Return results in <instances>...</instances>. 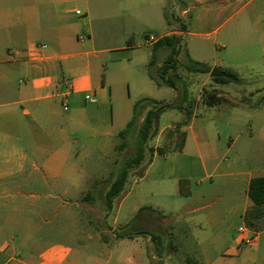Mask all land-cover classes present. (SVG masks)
<instances>
[{
	"label": "crops",
	"instance_id": "obj_1",
	"mask_svg": "<svg viewBox=\"0 0 264 264\" xmlns=\"http://www.w3.org/2000/svg\"><path fill=\"white\" fill-rule=\"evenodd\" d=\"M138 4L145 5L146 0H0V100L5 102L3 106L13 107L0 113V144L13 139L8 127L16 129L24 117L35 132H40L55 147L48 156L47 168L51 159L65 154L79 143L77 139L73 145L71 143L69 134L72 127L88 135L92 143L100 134L96 125L105 121L112 108V88L96 61L100 54L121 49L108 47L119 39L112 31L117 15L128 12L135 22L147 16V9H138ZM166 11L187 17L196 30H189L183 22V30H179L178 23L170 30L165 29L161 18H164ZM150 19L161 32L145 33L144 44L138 45L134 44V32L130 28L126 31L127 50L143 45L153 47L162 37L176 35L181 37L189 56L209 65L211 71L214 67L223 72L230 69L226 68L225 62L217 65L214 59V64H208L195 56L190 41L200 40L203 46L213 41L220 51L229 52L235 59L264 58V0H157ZM95 21L99 23L98 28H95ZM121 29H124V25ZM150 36L155 38L154 42L148 41ZM38 45L45 48H37ZM193 45L197 50L199 44ZM167 53L162 50L161 60L166 59ZM129 60L133 61V58ZM210 73L190 74L194 79H201L203 85L208 84L206 90L217 91L219 97H227L232 82L215 83ZM142 81L145 82L144 77ZM187 83L195 98L190 81ZM167 88L171 91H166L163 98H156L152 94H143L142 97L173 101L177 93L173 88ZM234 95V104L245 100L241 97L238 101L236 97L239 95L235 90ZM91 98L95 102H91ZM57 102L67 111L62 124L56 123ZM215 107L223 109L225 102L208 106L204 99L202 102L196 100L193 117L187 125L179 128L186 134L181 151L174 150L179 139L178 134L171 131L183 120V113L178 111L179 119L160 129L152 161L146 168V177L155 180L162 196L175 199L186 196L187 202H192L185 212L191 216L185 220L183 227L192 233L200 248L199 256L195 257L198 264H264V226L262 230L254 231L244 221L246 211L251 206L248 189L251 179L255 177L252 170L226 169L219 172L220 153L214 138L208 134L207 124L195 128L201 113ZM229 140L228 148L231 149L234 140ZM190 145L193 152L186 155ZM159 147L164 150L162 155L157 153ZM10 148V157L26 158L15 144ZM84 148L87 151L89 146L84 145ZM80 154V149H77L76 155ZM194 155L199 162L198 169H194ZM208 160L216 163L215 169H208ZM34 167L36 169L24 181L31 179L35 171L42 170L38 169L37 163H34ZM18 168L8 172L0 170V208L5 207L11 193L7 179L13 180L16 195H23V183L15 179L17 174L24 171L20 162ZM194 176L199 177L196 178L197 191H193L189 185ZM227 177L233 180L224 181L219 187L221 191L214 192V178ZM206 179L211 184L203 187ZM242 183L245 184L244 189L240 187ZM184 184L185 190L182 187ZM86 204L79 202L83 210ZM62 213L63 222L66 223L62 226L63 232L69 234L70 223L76 218L70 209ZM108 216L105 212V222ZM166 220L159 207L151 209L140 217L143 227L135 230L160 234L153 228L166 227ZM90 227L93 230L86 233L88 244L84 248L73 249L53 244L40 254L36 264H148L147 248L152 246L150 236L117 237V232L126 231L130 223L121 226L115 216L104 228H98L93 222ZM248 238L252 239L251 244H245ZM6 246L8 243H3V249Z\"/></svg>",
	"mask_w": 264,
	"mask_h": 264
},
{
	"label": "rangeland",
	"instance_id": "obj_2",
	"mask_svg": "<svg viewBox=\"0 0 264 264\" xmlns=\"http://www.w3.org/2000/svg\"><path fill=\"white\" fill-rule=\"evenodd\" d=\"M156 2L157 0H146L145 5L138 4V9L146 8L148 13L145 18H139V22H135L133 16L126 12L117 15V20L112 24V31L119 39L108 47L121 49L100 54L96 61L99 70L106 75L108 84L112 88V108L105 121L96 125L100 134L92 143L88 135L72 127L69 134L71 143L73 145L76 139L79 143L74 144L65 154L51 159L50 167L47 168L48 156L55 150L53 143L45 139L40 132H35L26 117L22 118L21 125L16 129L8 127L13 139L0 144V170L8 172L19 169V162L22 164L21 169L24 171L22 174H17L15 179L23 183V195H16L13 180H6L10 182L8 188L11 193L5 207L0 208V264H22V262L36 264L40 254L53 244L69 246L73 249L84 248L88 244L86 233L92 229L90 224L93 222L98 228H104L115 216L118 217L121 226L130 223L127 232L134 231L143 227L140 217L158 207L167 219L164 222L166 227L153 229L163 237L165 248L163 255L158 256L152 242L151 248H147L148 264H187L188 256L194 258L199 256L200 248L196 245L192 233L183 227L185 220L191 216L185 212L188 204L192 202L188 203L186 196L177 199L162 196L155 180L150 176L146 177L148 159L139 167L130 170L125 188L114 200L106 222L103 217L106 212L104 193L124 159L134 153L132 140L128 141V146L123 151L117 148L122 143V139L118 136L119 132L124 130L131 120L134 103L142 98L143 94L163 98L166 91H171L166 86L159 88L149 79L150 71L156 73L154 68L149 69L148 64L152 47L143 45L131 50L126 49V31L130 28L134 32V44L138 45L144 44L145 33L161 32L150 19V13ZM173 15L175 20L171 25L166 22L165 17L161 18L165 29L170 30L178 23L179 30H183L184 23L189 30H196L187 17L182 18L180 13ZM123 25L124 29H121ZM97 26L99 27V23L95 21V28H98ZM224 30L225 28L222 32ZM196 43L199 44L197 50L193 45ZM207 44L208 46H203L200 40H193L190 41V48L195 56L206 60L208 64H214V59L217 65L225 62L226 68L237 73L242 82H232L229 86L231 91L227 93V97L223 96L225 107L223 109L215 107L210 111L202 112L196 120L195 128L201 127L200 124H207L208 134L214 138L220 153L219 172L227 171L226 169H251L253 176H264V58L235 59L229 52L220 51L213 41ZM164 51L168 52V49ZM129 58H133V61ZM144 60L146 63H143ZM179 74L190 81L195 99L202 102L204 89L208 84L203 85L201 79H194L193 75L183 67L179 68ZM143 77L145 82L142 81ZM234 90L239 95L236 97L238 101L241 97L245 98L243 102L234 104ZM57 103L56 123L62 124L67 111H64L61 103ZM3 104L5 102L0 100V113L13 108ZM69 107L71 111L72 108ZM17 109L20 107L17 106ZM178 119L177 110L163 113L149 147H155L156 137L161 128ZM229 138L234 140L231 149L228 148ZM12 144L26 155L25 159L10 157ZM84 145L89 146L87 151ZM77 149H80V156L76 155ZM191 149L193 148L190 145L185 152L186 155L192 154ZM147 153L148 157L150 152ZM193 161L196 163L194 169H198V159ZM34 163H37L38 169L42 170L35 171L31 179L24 181L29 173L36 169ZM207 164L208 169H215L216 163L213 161L208 160ZM196 178L199 177L194 176L189 184L193 191H197ZM232 180L233 178L228 177L214 178L213 191H221L219 187L223 182ZM210 184L209 179L203 181V187ZM244 186L245 184L242 183L240 187L244 189ZM182 187L183 190L186 189L185 184ZM81 201L87 203L85 210L79 205ZM194 201L196 202L195 199ZM67 209H70L71 214L76 218V221L70 223L69 234L63 232L62 228L66 224L63 222L62 212ZM155 213L158 215V211ZM5 242L8 246L3 249Z\"/></svg>",
	"mask_w": 264,
	"mask_h": 264
},
{
	"label": "trees",
	"instance_id": "obj_3",
	"mask_svg": "<svg viewBox=\"0 0 264 264\" xmlns=\"http://www.w3.org/2000/svg\"><path fill=\"white\" fill-rule=\"evenodd\" d=\"M164 17L166 22L171 25L175 17L170 12H165ZM179 21V19H177ZM183 29L185 25L183 24ZM163 49H168L166 59L161 60V52ZM162 64L159 66V63ZM183 67L189 73L209 74L211 67L205 63L195 61L186 50L185 44L181 37L172 35L165 36L159 39L152 47V56L149 62V69L154 68L155 74L149 72V77L158 86H167L173 88L177 96L173 101H157L150 97H142L133 105V115L127 123L126 128L119 132V137L122 143L118 145V149L123 151L128 146V141L132 140L134 145V153L124 159L119 167L116 175L110 182L108 189L104 193V204L109 215L113 207L114 200L124 190L128 181L131 169L142 165L146 159V164L152 161L155 149L149 147V142L154 136L160 116L169 110H177L183 113L184 119L175 125L172 133L178 134V141L174 150L181 151L185 142V132H181L179 128L189 123L193 117L196 106V99L190 92L187 81L179 74V68ZM226 77L211 78L215 83H241L242 80L237 73L224 70ZM205 104L215 106L224 101L223 97H219L217 91H209L205 89L204 97ZM150 155L147 157L148 153ZM157 153L162 155L163 148H158ZM88 196V195H87ZM248 197L251 206L246 211L244 221L245 225L254 231L262 230L264 226V176H258L251 179L248 189ZM148 235L155 245L158 256H162L165 248V241L160 234L152 233L147 230L123 231L117 232V237ZM187 264H198V261L192 257H187Z\"/></svg>",
	"mask_w": 264,
	"mask_h": 264
},
{
	"label": "water",
	"instance_id": "obj_4",
	"mask_svg": "<svg viewBox=\"0 0 264 264\" xmlns=\"http://www.w3.org/2000/svg\"><path fill=\"white\" fill-rule=\"evenodd\" d=\"M227 74L223 72L221 69L218 67H214L210 73L211 78H219V77H226Z\"/></svg>",
	"mask_w": 264,
	"mask_h": 264
},
{
	"label": "built area",
	"instance_id": "obj_5",
	"mask_svg": "<svg viewBox=\"0 0 264 264\" xmlns=\"http://www.w3.org/2000/svg\"><path fill=\"white\" fill-rule=\"evenodd\" d=\"M149 42H154L155 41V38L153 36H150L149 39H148ZM37 48H40V49H44L45 46L44 45H38ZM91 102H95V99L94 98H91L89 99ZM67 102V101H66ZM65 102V105L67 106ZM252 243V239L248 238L245 240V244H251Z\"/></svg>",
	"mask_w": 264,
	"mask_h": 264
}]
</instances>
